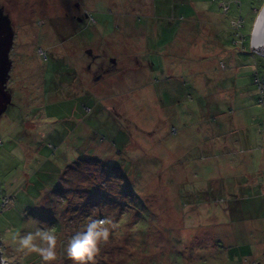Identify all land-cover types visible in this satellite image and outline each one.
Returning <instances> with one entry per match:
<instances>
[{"label": "rangeland", "instance_id": "1", "mask_svg": "<svg viewBox=\"0 0 264 264\" xmlns=\"http://www.w3.org/2000/svg\"><path fill=\"white\" fill-rule=\"evenodd\" d=\"M158 1L5 2L21 61L0 116L4 264H45L19 246L45 227L47 264H73L69 239L106 217L89 264H264V0H169L170 18Z\"/></svg>", "mask_w": 264, "mask_h": 264}, {"label": "clouds", "instance_id": "2", "mask_svg": "<svg viewBox=\"0 0 264 264\" xmlns=\"http://www.w3.org/2000/svg\"><path fill=\"white\" fill-rule=\"evenodd\" d=\"M117 225L110 218L91 219L83 228L73 235L66 247V254L73 264H89L93 262L94 256L98 253L100 246L106 243L109 238L110 230ZM46 243L47 247L39 246L35 241ZM57 236L54 231L47 227L37 228L35 232L25 233L19 239L21 250L30 253H37L41 256L45 264L56 259L55 246ZM0 264H4L0 260Z\"/></svg>", "mask_w": 264, "mask_h": 264}, {"label": "water", "instance_id": "3", "mask_svg": "<svg viewBox=\"0 0 264 264\" xmlns=\"http://www.w3.org/2000/svg\"><path fill=\"white\" fill-rule=\"evenodd\" d=\"M260 18L257 20L255 32L251 37L252 47L264 56V7L260 12ZM12 44V33L4 19L0 17V116L5 112L7 106L11 103L10 95L5 90V83L8 78L10 63L8 60L9 50ZM115 64L114 60H110Z\"/></svg>", "mask_w": 264, "mask_h": 264}, {"label": "flooded vegetation", "instance_id": "4", "mask_svg": "<svg viewBox=\"0 0 264 264\" xmlns=\"http://www.w3.org/2000/svg\"><path fill=\"white\" fill-rule=\"evenodd\" d=\"M6 1H8V0H5L4 2H3V0H0V3H2L0 5V17L5 20V22L7 23L8 27L10 29V32L12 33V44H11V48H10L9 54H8V60L10 63V67H9V72H8V78H7L6 83H5V90L10 95V101H12L13 91L10 89V85H17L20 83V81L19 82L14 81L13 75H14V70L17 68V66L19 65V62L21 61V58L16 57L15 50H16L17 33H16V28H15V22L10 18L11 17V15H10L11 10H8L5 7ZM76 21L80 23V22H82V19L76 18ZM83 51L85 53L86 58L92 60L91 63L89 61V64L87 66H85V71L87 74H89V75L91 74L92 84H95L96 79H97L95 76L96 75V63H95V59H94L95 57L92 56L91 50L84 49ZM62 59L64 60L63 57H62ZM62 59H58V61L62 60ZM17 60H18V62H17ZM109 63H111V62L109 61ZM112 65H114V64H112ZM92 67L94 68V70H92ZM103 71H105V70H102V72ZM106 71H105V73H106ZM56 75H57V77L59 76V71L57 72ZM72 76L74 77V67H73V71H71V77ZM71 77H69V80L72 79ZM68 81L63 82L61 78H59V80L57 78L56 82L58 84L56 83V85H67Z\"/></svg>", "mask_w": 264, "mask_h": 264}, {"label": "built area", "instance_id": "5", "mask_svg": "<svg viewBox=\"0 0 264 264\" xmlns=\"http://www.w3.org/2000/svg\"><path fill=\"white\" fill-rule=\"evenodd\" d=\"M253 83L257 92V104L264 109V79L255 78L254 75Z\"/></svg>", "mask_w": 264, "mask_h": 264}, {"label": "trees", "instance_id": "6", "mask_svg": "<svg viewBox=\"0 0 264 264\" xmlns=\"http://www.w3.org/2000/svg\"><path fill=\"white\" fill-rule=\"evenodd\" d=\"M170 1L169 0H159L158 1V3H157V10L161 13L162 11L161 10H164L165 11V15H167L166 17L167 18H170V15H171V11L169 10L168 11V9H169V6H170ZM161 6H162V9H161ZM162 14V13H161ZM160 14V15H161ZM255 75V78L257 77V74L255 73L254 74ZM254 75L253 76H251V79H252V83H253V80H254ZM258 78V77H257ZM253 85H254V83H253ZM264 111V110H263Z\"/></svg>", "mask_w": 264, "mask_h": 264}, {"label": "bare ground", "instance_id": "7", "mask_svg": "<svg viewBox=\"0 0 264 264\" xmlns=\"http://www.w3.org/2000/svg\"><path fill=\"white\" fill-rule=\"evenodd\" d=\"M260 18V17H259ZM259 20V19H258ZM258 22V21H257ZM257 22H256V24H255V27H256V25H257ZM254 32H255V28H254Z\"/></svg>", "mask_w": 264, "mask_h": 264}]
</instances>
